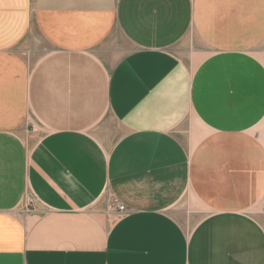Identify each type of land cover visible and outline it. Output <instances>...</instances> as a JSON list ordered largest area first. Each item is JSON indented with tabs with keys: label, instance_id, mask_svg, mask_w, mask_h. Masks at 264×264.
I'll return each mask as SVG.
<instances>
[{
	"label": "crops",
	"instance_id": "crops-1",
	"mask_svg": "<svg viewBox=\"0 0 264 264\" xmlns=\"http://www.w3.org/2000/svg\"><path fill=\"white\" fill-rule=\"evenodd\" d=\"M262 44L264 0H0V264H264Z\"/></svg>",
	"mask_w": 264,
	"mask_h": 264
},
{
	"label": "rangeland",
	"instance_id": "rangeland-1",
	"mask_svg": "<svg viewBox=\"0 0 264 264\" xmlns=\"http://www.w3.org/2000/svg\"><path fill=\"white\" fill-rule=\"evenodd\" d=\"M120 43L124 46V48L126 47V42L124 41V40H120ZM262 45H264V44H262ZM108 69H107V71H109V69H110V65L108 64ZM256 206H257V204H255ZM184 206H186V204L184 203V202H182V203H178L177 204V206L172 210V213H173V215L174 216H176L179 220H180V222L181 223H183L184 225H187L188 223H190V225L193 223V220H190L189 221V218L186 216V215H184V213L183 212H181V210L183 211L184 210ZM255 206V207H256ZM254 207V208H255ZM254 208H252L251 210H253ZM16 216L19 218L20 217V219L23 217L22 216V213L21 212H18V213H16ZM23 219V218H22ZM24 220V219H23ZM32 221V219L31 218H28V220H27V226H29L30 225V222Z\"/></svg>",
	"mask_w": 264,
	"mask_h": 264
},
{
	"label": "built area",
	"instance_id": "built-area-1",
	"mask_svg": "<svg viewBox=\"0 0 264 264\" xmlns=\"http://www.w3.org/2000/svg\"><path fill=\"white\" fill-rule=\"evenodd\" d=\"M117 208L119 211H123L124 210V206L122 204H118Z\"/></svg>",
	"mask_w": 264,
	"mask_h": 264
},
{
	"label": "bare ground",
	"instance_id": "bare-ground-1",
	"mask_svg": "<svg viewBox=\"0 0 264 264\" xmlns=\"http://www.w3.org/2000/svg\"><path fill=\"white\" fill-rule=\"evenodd\" d=\"M244 82H245V81H244ZM244 82H243V83H244ZM246 82H247V80H246ZM248 85H249V84H248ZM30 89H31V88H30ZM203 188H204V187H203ZM205 192H206V191H205ZM203 193H204V191H203ZM202 196H203V195H202ZM212 196H213V195H212ZM203 198H204V196H203ZM244 206H245V205H244ZM216 207H218V206H216ZM227 262H228V261H227Z\"/></svg>",
	"mask_w": 264,
	"mask_h": 264
}]
</instances>
